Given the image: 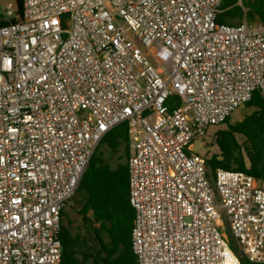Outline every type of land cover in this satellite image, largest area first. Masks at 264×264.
<instances>
[{"label":"built area","instance_id":"2783aa9c","mask_svg":"<svg viewBox=\"0 0 264 264\" xmlns=\"http://www.w3.org/2000/svg\"><path fill=\"white\" fill-rule=\"evenodd\" d=\"M0 0V264H63L62 213L127 124L138 264L264 263V187L192 145L255 92L264 25L223 0ZM16 19L15 22H11Z\"/></svg>","mask_w":264,"mask_h":264},{"label":"trees","instance_id":"16d2710c","mask_svg":"<svg viewBox=\"0 0 264 264\" xmlns=\"http://www.w3.org/2000/svg\"><path fill=\"white\" fill-rule=\"evenodd\" d=\"M18 8L22 15L21 0ZM220 10L217 20L220 24L246 20L251 25H264V0H223ZM9 23L0 13V26ZM245 106L253 108V113L236 124H230L229 118L224 123L227 129L215 135L219 153L206 158L212 183L216 170L224 169L251 175L264 187V97L257 91ZM130 156L128 126L124 123L103 138L77 189L84 232L75 233L66 226L65 212L62 213L63 264H138L131 243L135 210L129 201ZM224 224L229 231L226 221ZM225 235L241 264H252L241 255L230 231Z\"/></svg>","mask_w":264,"mask_h":264},{"label":"rangeland","instance_id":"374dc122","mask_svg":"<svg viewBox=\"0 0 264 264\" xmlns=\"http://www.w3.org/2000/svg\"><path fill=\"white\" fill-rule=\"evenodd\" d=\"M0 13H1V9H0ZM238 23H239L238 20L233 22V24H238ZM253 111H254L253 108H248L245 105L239 107L232 113L230 117V124H236L242 121L247 115H250L251 113H253ZM225 129H227L226 124L211 126L208 129L207 140L214 139L218 131L225 130ZM192 151L204 158H210L213 155L219 153L218 147L215 145V142H210L206 145L203 140L195 141L192 145ZM77 199L78 197L75 194L74 197L69 202V204L67 205V207L65 208L64 210L65 217L63 218V222L66 226H70L73 232L83 233L84 227L82 224V219L78 213L79 204H78ZM225 232L229 233V231L226 229H225Z\"/></svg>","mask_w":264,"mask_h":264},{"label":"crops","instance_id":"0c3cea01","mask_svg":"<svg viewBox=\"0 0 264 264\" xmlns=\"http://www.w3.org/2000/svg\"><path fill=\"white\" fill-rule=\"evenodd\" d=\"M235 21H237V20H234V21L230 22L229 24H230V25H239V24H241V23H242V22L240 23V21L238 20V21H239V23H238V24H233V22H235ZM243 21H244V20H243Z\"/></svg>","mask_w":264,"mask_h":264},{"label":"water","instance_id":"95a60500","mask_svg":"<svg viewBox=\"0 0 264 264\" xmlns=\"http://www.w3.org/2000/svg\"><path fill=\"white\" fill-rule=\"evenodd\" d=\"M92 238L90 237V240H91Z\"/></svg>","mask_w":264,"mask_h":264}]
</instances>
